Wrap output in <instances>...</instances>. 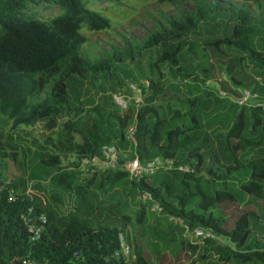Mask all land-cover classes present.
Here are the masks:
<instances>
[{"label": "trees", "instance_id": "trees-1", "mask_svg": "<svg viewBox=\"0 0 264 264\" xmlns=\"http://www.w3.org/2000/svg\"><path fill=\"white\" fill-rule=\"evenodd\" d=\"M156 1L170 4L187 0ZM239 1L256 5L264 0ZM43 3L56 6L59 13L46 20L40 18L36 8ZM219 13H228L237 22L228 36H216L209 41L207 38L203 43L221 55L226 53L221 46L241 50L235 58L243 59L242 53L249 56L262 69L258 77L264 79V48L257 51L253 46L260 33L255 19L242 7L219 2H199L188 14L164 17L166 23L160 22L157 30L147 35L139 45V52L144 48H157L158 56L150 62L153 68L169 65L180 74L183 51L193 54L199 51L186 38ZM84 28L95 33L110 28L107 19L87 8L86 0H0V264L27 261L34 264H128L124 257L130 254L134 257L133 264H264V250H244L252 231L259 230L261 222L264 232L262 108L242 106L221 133L216 127L217 123H222L220 118L212 117V112L202 116L204 109L198 97L182 98L179 84L163 87L159 79L149 80L150 91L147 96H140L137 107L130 100L123 109L113 98L116 107L106 113V123H103L95 118L103 113L98 104L86 109L73 107L67 92L68 78H85L109 67L106 58L94 59L91 63L84 57ZM133 52L134 47L128 45L107 58L116 65L133 59ZM201 56L198 65L204 67L203 73L207 75L208 59ZM231 67L230 63L228 70ZM262 85H254L252 91L264 94ZM147 91L142 87L143 94ZM170 91H178L175 92L178 96H168ZM41 95L44 97L37 100ZM177 99L181 105L174 102ZM208 99L206 96L204 107ZM215 100L219 101V97ZM164 105L168 112L161 116L159 112ZM68 114H83L85 118L68 119L61 125L62 140L58 141L56 152L35 154L39 155L36 165L44 177L54 185L72 190L75 195V208L62 215L56 206L43 205L27 195L24 181L7 182L5 159L17 156L18 145L5 128L9 126L13 132L21 126L29 127L39 129L41 136H52L61 118ZM110 117L114 122L108 121ZM212 137L219 140L217 155L212 149ZM105 145H115L128 153V158L138 157L142 164L160 157L172 160L173 167L158 170L139 181L130 180L120 168L100 172L98 168L89 167L90 172L84 174L81 161L100 157ZM66 154L74 157L68 169L61 166V156ZM125 160L119 159L120 162ZM180 167H186L187 171ZM103 176L115 184L128 180L130 191L137 192L139 208L133 215L122 217L128 225L139 228L141 239L148 238L151 250L139 243L131 252L124 227L106 223L95 228L92 220L82 218L86 209L96 208L88 195L90 188L103 187ZM144 194L150 200H142L140 197ZM153 202L161 207L160 215L151 211ZM112 206L116 208L114 203L106 208ZM226 207L234 208L227 220L219 210ZM41 214L46 222L33 239L30 223L37 228ZM170 216L181 219L183 227L169 222ZM197 228L213 236L199 240L191 236L202 246L188 240ZM218 240H226L228 245L217 244ZM122 242L128 246L127 254L122 253ZM166 250L173 261H169Z\"/></svg>", "mask_w": 264, "mask_h": 264}, {"label": "rangeland", "instance_id": "rangeland-1", "mask_svg": "<svg viewBox=\"0 0 264 264\" xmlns=\"http://www.w3.org/2000/svg\"><path fill=\"white\" fill-rule=\"evenodd\" d=\"M199 2H219L234 8L242 7L255 19L256 28L260 31L254 39V49L261 51L264 48V1L256 5H247L239 0H187L183 3L170 4H158L156 0H86L87 8L107 19L110 28L107 31L98 33L88 32L85 28L82 29V34L86 37L83 55L89 58L91 63L94 62V59L103 60L106 58L109 67L103 71L92 73L85 78L74 76L67 79V92L71 106L86 109L98 104L97 106H100L105 114L96 115L95 118L106 123V113L108 114L110 110L116 107L113 101L114 95L117 101L122 100L119 96H147L150 91V88H148L149 80L158 81L160 79L163 87L168 84H179L178 90L182 94V98L190 95L198 97L202 101L200 107L202 105L204 109L202 116L212 112V117L220 118L222 123H217L216 127L221 133L225 131L228 121L229 125L231 124L230 119L242 106L247 109L261 107L264 111V94L252 91L254 85L263 84L262 86H264V79L258 77L262 69L256 62L244 53H242L244 55H242L243 59H236L235 56L240 55L239 51L242 52L241 50L221 46V49L226 52L225 55H221L216 51L213 52L209 46L203 43V40L207 38L209 41L216 36L225 37L231 33L237 19L228 13H219L214 17H210L207 23L200 24L186 38L191 44L197 46L199 51H196V54L187 50L183 51L179 64L180 74L169 65H161L158 69L153 68L150 62H153L158 56L157 48H144L139 52V45L146 39L147 35L156 31L160 22L162 24L166 23L164 17L177 18L183 14H188L194 10L195 4ZM36 11L38 16L45 20L59 13L56 6H47L45 3L37 7ZM128 45L134 47L133 59L130 61L117 62L114 65L112 60L107 58L115 50L122 51ZM201 55L208 59L209 69L207 75L203 73L202 69L204 67L198 65V62L202 59ZM230 63L232 67L228 70ZM203 80H206L205 83H201ZM128 87L132 88L134 93ZM142 87L144 90L148 89L145 94L142 93ZM175 92L178 91H170L168 96H178ZM207 92L211 95H208ZM243 92L250 93L251 98L249 96L250 99L248 98L249 100L241 104L239 102L244 98ZM206 96L209 99L208 104L204 107ZM43 97L44 95H41L37 100ZM217 97H219V101L215 100ZM167 99H163V101ZM179 99L174 100V102L181 105L182 102ZM167 112L168 108L164 105L160 109L159 115L162 116ZM248 112L251 113V111ZM79 117L80 119L85 118L83 114L81 116L65 115L61 118L59 126L52 136L50 134L41 136L39 129L31 130L29 127L21 126L13 132L9 130V126L5 128V131L11 135L13 141L18 145L17 156L14 159H11V157L5 159L7 182L13 180L24 181L27 195L40 200L43 205L56 206V210L62 215H67L75 208V195L72 190L54 185L49 178L44 177L41 169L36 165L39 163L36 158L43 153L56 152L59 148L58 141L62 140V136L60 137L61 125L68 119L75 120ZM108 121L114 122L112 117ZM203 122L207 125L206 120ZM205 130L207 129L205 128ZM48 136H51V138L47 139ZM76 139L78 140V137ZM211 144L217 155V148L220 145L219 140L212 137ZM36 152L39 154L37 157L35 156ZM7 153H10L9 149H7ZM248 157L249 155L246 156V158ZM72 162H74L72 155L61 156V166L63 168L68 169L69 166H72ZM209 162L213 163L214 161L209 160ZM96 168L100 172L107 169L100 163ZM82 171L84 174H88L90 169L83 166ZM32 175L38 177H32ZM96 178L99 181L100 177L97 176ZM102 179L104 182L103 187L97 190L94 187L90 188L91 193L88 195V200L96 208L86 209L82 218L92 220V226L95 228L106 223L124 227L128 236L127 244L131 252L135 244L139 245V243L151 250L152 246L148 243V238L141 239L139 228L128 225L122 217L125 214L133 215L139 208L137 192L132 193L130 191L128 180H121L115 184L109 181L107 176H103ZM110 203H114L116 208H113V206L106 208ZM102 207L104 208L102 209ZM219 210L225 217L224 219L227 220L230 219L231 211L234 208L226 207L219 208ZM261 227L262 222L259 223L257 228L259 230L252 231L251 238L244 250H264V232H262ZM188 240L202 246L200 242L192 239L191 235H189ZM216 243L228 245L226 240H218ZM160 248L163 249V245H160ZM167 253L169 261H173L172 255H169V252ZM124 259L128 264H133V255L130 254ZM182 260L187 261L184 257H182Z\"/></svg>", "mask_w": 264, "mask_h": 264}, {"label": "built area", "instance_id": "built-area-1", "mask_svg": "<svg viewBox=\"0 0 264 264\" xmlns=\"http://www.w3.org/2000/svg\"><path fill=\"white\" fill-rule=\"evenodd\" d=\"M244 98L240 100L239 103L244 104L247 100L251 98L250 93H244ZM250 96V98H249ZM122 98L120 101L116 100V96L114 95L115 102L123 109L127 107V102L132 100L135 107L138 106V104L141 102V99L139 96H133V97H126V96H119ZM249 98V99H248ZM126 158L124 162H120V158ZM103 164L106 168L116 170L121 169L125 171L128 174V178L130 180L139 181L143 177L152 176L157 172L158 170H169L173 167V161L169 159H162L160 157H155L146 163L142 164L138 157L134 158H128V153L120 151L115 145H105L101 148V156L97 157L94 156L89 159H83L81 161V167H98V165ZM181 170L187 171L186 167H180ZM143 197V198H142ZM142 200L149 199L150 197L147 194H144L140 197ZM151 211L154 212L157 215L161 214V207L154 203L151 206ZM168 221L172 222L174 225L183 227V221L179 218H175L173 216L168 217ZM39 226L37 228H34L33 225L30 223V230L34 232V238L35 239L39 232L43 229L44 224L46 222L45 216L41 214L38 217ZM187 232V228H186ZM191 236L195 239H204V238H212L210 232H206L203 229L197 228L193 230L192 233H190ZM122 253L127 254L128 253V246L122 242ZM24 264H34L33 262L27 261L24 262Z\"/></svg>", "mask_w": 264, "mask_h": 264}]
</instances>
